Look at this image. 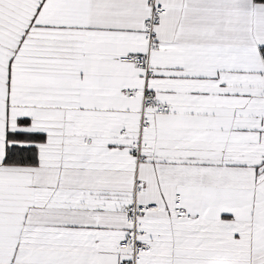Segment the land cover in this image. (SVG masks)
Wrapping results in <instances>:
<instances>
[{
	"label": "snow or ice",
	"instance_id": "6c2138e0",
	"mask_svg": "<svg viewBox=\"0 0 264 264\" xmlns=\"http://www.w3.org/2000/svg\"><path fill=\"white\" fill-rule=\"evenodd\" d=\"M0 264H264V0H0Z\"/></svg>",
	"mask_w": 264,
	"mask_h": 264
}]
</instances>
